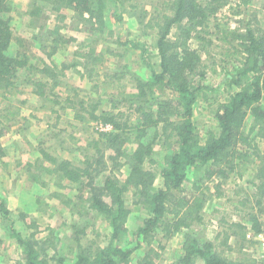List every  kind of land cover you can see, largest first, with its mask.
<instances>
[{"label": "rangeland", "instance_id": "obj_1", "mask_svg": "<svg viewBox=\"0 0 264 264\" xmlns=\"http://www.w3.org/2000/svg\"><path fill=\"white\" fill-rule=\"evenodd\" d=\"M161 1L124 0L116 7L115 0H92V7L102 10L103 21H91L87 19L88 13L82 16L74 10L68 4L69 0H60L56 4L46 0H8L10 8L6 15L10 19L11 40L5 52L13 59L17 70L11 79L0 82V147L3 149L0 196L7 200L13 220L0 211V264H26L23 246L13 235L11 227L37 245L41 258L47 264H60V258L63 264H73L80 244L86 248L92 246L94 250L110 244L111 228L101 214L87 208L88 192H83L81 198L78 184L41 170L40 166L45 162L39 158L42 150L60 158H81L80 151L76 149L92 139L96 126L100 124L90 120L88 114H85L84 121L74 118L76 109L67 107L68 96L77 102L76 108L80 107L81 101L88 103L94 98L100 101V108L104 110H116L115 106L119 105L122 110L129 111V103L125 105L123 99L133 98L139 79L148 82L151 69L143 61L140 49L122 45L119 40L145 42L151 64L158 68L160 59L156 40L151 31L143 34L138 27V19L145 15L143 20L147 21L156 13L155 6ZM133 4L138 5L137 9H131ZM235 4L233 1L229 6L232 8ZM236 6L230 8L231 12ZM241 7L245 14L235 16L223 11L210 25L209 39L213 45L209 47L208 55H203L208 75L202 80L204 87L200 90L201 98L194 111L195 130L202 138L209 130L218 131L215 111L237 90L229 85V73L237 66V60L242 58L234 50L238 45L234 33L244 31L247 20L264 32V0H252L249 7ZM38 8L41 9L39 14ZM121 12L123 20L119 23ZM225 34H230L227 43L222 40ZM171 37L174 38V31ZM192 42L194 47L198 45L196 39ZM90 49H94L95 55L100 58L94 81L87 77L86 60L80 56ZM53 62L58 64L56 72L61 75L58 84L51 88L53 81L49 82L50 79L41 70L53 65ZM115 74L121 79L116 78L114 82L110 79V83L106 84L101 82L105 80V75ZM42 82H49L45 96L37 94ZM95 84L101 86L95 89ZM118 85L120 88L114 87ZM146 90L145 96L141 97L142 102L144 104L150 98L154 108L157 105L152 99L154 96L160 99L172 97V93L162 86L154 87L153 91L150 88ZM262 105L264 107V97ZM131 119L135 122L133 116ZM159 131L149 129L148 136L154 142L152 157L156 164L151 165L147 160L143 163L144 168L158 173L155 188L162 186L159 172L164 166V153L155 138ZM134 142L135 138L129 135L124 148L132 149ZM120 160L122 166L119 170L111 172L108 169L99 179L112 173L126 181L132 165L126 157ZM207 167L189 170L188 189L196 182H206L212 172ZM239 170L230 173L226 181L214 176V179L223 182L224 195L206 201L204 220L199 225L204 238L214 239L224 220L245 223L235 206L242 198V190L252 188L251 180L256 170L251 163L242 164ZM145 200L143 192L136 188H131L126 194V204L131 213L128 219L130 233L120 242L125 248L137 246L134 233L149 210ZM261 218L264 222V214ZM246 224L248 235L252 236L247 235L251 241L246 242L244 252L264 261V232L257 233L249 222ZM262 227L264 229V225ZM182 237V234L172 238L158 235L157 241H161L165 248L160 251L157 263L173 264L180 251ZM146 250V245L135 249L130 264H138ZM231 255L241 254L233 251ZM197 264L203 263L199 261Z\"/></svg>", "mask_w": 264, "mask_h": 264}, {"label": "trees", "instance_id": "obj_2", "mask_svg": "<svg viewBox=\"0 0 264 264\" xmlns=\"http://www.w3.org/2000/svg\"><path fill=\"white\" fill-rule=\"evenodd\" d=\"M59 3L60 0H46ZM92 0H69L68 4L83 16L89 14L88 20L103 21L102 10H96L91 5ZM124 0H115L116 7ZM235 1L234 12L229 6ZM252 0H162L155 6L156 13L138 19L144 35L151 31L156 40V48L160 59L158 68L151 64L146 43L140 40L119 42L131 45L141 50L143 61L151 69L148 82L141 79L137 83V91L133 98L123 99L129 103L128 110L116 105V110L100 108V101L90 99L77 102L67 97V107L76 109L74 118L81 121L89 119L97 124H110V131H102L97 125L92 139L85 146H79L81 158L72 160L53 156L42 150L39 160L45 162L40 169L46 173L59 176L73 184H78V191L88 192V207L101 214L111 228L110 244L94 250L79 245L78 254L73 264H130L135 249L147 246L138 264H159L160 251L165 247L157 241L159 234L172 238L182 234L180 251L173 264H264L254 254L244 252L250 223L257 233L264 232L262 214H264V32L260 27H253L247 20L244 31L234 33L238 40L235 52L242 58L237 60V66L229 73V85L236 87L228 100L221 102L216 111L215 119L218 131L209 130L202 138L195 130L194 111L201 98L200 90L208 73L203 55H208L213 41L209 39L210 25L223 11L240 16L245 14L242 7H249ZM137 4L131 9H137ZM230 8H226V7ZM8 0H0V82L11 79L15 75L16 65L5 52L11 40V26L7 11ZM38 14L41 9H37ZM248 12V10H246ZM123 12L118 15V22L123 20ZM64 18V16H63ZM145 21V22H144ZM174 31V38L171 37ZM230 34H225L222 40L226 43ZM196 39L198 45L193 46ZM210 55V54H209ZM87 77L94 81L100 60L95 50L90 49L83 54ZM47 65L41 72L53 81L54 87L59 82L58 64ZM89 67V68H88ZM39 69V68H37ZM104 84L121 79L118 75H105ZM99 81V80H98ZM49 82H42L37 94L45 96ZM101 85L95 84L98 89ZM162 86L172 93V97L156 98V108L147 99L144 104L141 97L146 94V88L153 91L154 87ZM120 88V86H114ZM114 94L112 93V96ZM135 118V122L131 117ZM59 119V116L57 117ZM99 124V125H100ZM160 129L155 138L163 151L164 166L160 170L162 186L155 188L154 182L158 173L143 167L145 160L151 165L156 164L153 155V141L148 138L149 129ZM129 135L135 138L134 146L124 148ZM149 143H148V141ZM3 149L0 147V161ZM121 157H126L131 163V171L126 181L120 180L112 173L102 180L99 177L104 171L119 170L122 166ZM251 163L255 167V176L251 180L252 188L243 189L242 198L236 203L235 209L243 215V222H228L224 220L214 239L201 236L199 225L203 223V210L208 198H221L224 195L223 182L230 173L238 171L242 164ZM44 164V163H43ZM210 166V167H207ZM206 166L212 170L206 182H196L188 189L186 187L189 170ZM240 171V170H239ZM241 176V175H240ZM45 182H43V185ZM136 188L143 192L148 205V215L137 228L134 235L137 246L123 247L121 239L130 233L128 219L130 209L126 204V194ZM241 192H237L240 194ZM7 200L0 196V211L8 218L11 211ZM14 224V221L12 222ZM13 235L23 246L26 264H47L37 245L30 239L11 227ZM222 236V238H221ZM234 241H233V240ZM255 240L252 242L254 243ZM155 242L157 245H155ZM241 255L233 256L232 252ZM231 253V254H230ZM60 264L63 259L60 258Z\"/></svg>", "mask_w": 264, "mask_h": 264}, {"label": "built area", "instance_id": "obj_3", "mask_svg": "<svg viewBox=\"0 0 264 264\" xmlns=\"http://www.w3.org/2000/svg\"><path fill=\"white\" fill-rule=\"evenodd\" d=\"M99 128L102 130V131H110L112 129V126L110 124H100L99 125ZM249 237L252 236L251 234L248 235Z\"/></svg>", "mask_w": 264, "mask_h": 264}]
</instances>
